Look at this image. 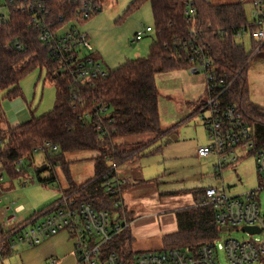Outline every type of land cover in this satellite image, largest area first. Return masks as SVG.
Segmentation results:
<instances>
[{
  "label": "trees",
  "instance_id": "1",
  "mask_svg": "<svg viewBox=\"0 0 264 264\" xmlns=\"http://www.w3.org/2000/svg\"><path fill=\"white\" fill-rule=\"evenodd\" d=\"M13 1L12 4L10 0H5L9 14L0 26V97L2 93L9 99L20 97V82L39 69L52 78L58 90L59 104L40 118L33 117L29 122L3 132L7 138L0 146V163L2 170L11 178L26 175L32 165L19 168L18 162L31 161L37 148L52 142L59 150L47 154V160L50 166L61 167L64 171L69 185L64 194L75 195L91 203L97 210L118 211L105 191L104 175H109L114 167L133 159L141 150L127 149V145H117L115 142L145 134L159 140L175 133V127L162 128L156 76L178 69H190L189 57L196 44L210 55L218 76H225L228 81L235 79L224 96V104L236 105L252 129L257 147H264V107L249 101L247 82L248 62L259 44L252 39V51L248 52L244 44L234 40L240 29H255L247 17L243 1L214 5L211 0H134L128 13L147 3L152 9L156 38L148 56L128 60L119 68L108 71L105 78L79 85L77 91L82 101L77 105L69 100L70 78L53 74L54 62L49 50L39 41L40 32L33 25V16L18 11L17 0ZM188 2L195 10V19L191 24L185 17ZM66 5L63 1L58 2L52 17L55 19ZM94 57L98 59L96 55ZM98 104L109 109L104 119L108 133L102 138L94 123H85L81 119L86 111ZM81 151L97 152L99 155L95 159V177L77 187L72 181L65 156ZM37 174L40 184L56 180L52 175L41 178L39 172ZM112 176L113 173L109 175L110 178ZM192 194L195 206L175 213L177 231L163 238L165 248L162 251L182 249L196 252L203 244L219 237L220 230L212 209L200 205L204 190L199 189ZM3 236L5 232L0 222V237ZM133 241L129 228L106 249L130 259L135 254ZM8 253L7 248L4 255Z\"/></svg>",
  "mask_w": 264,
  "mask_h": 264
},
{
  "label": "built area",
  "instance_id": "2",
  "mask_svg": "<svg viewBox=\"0 0 264 264\" xmlns=\"http://www.w3.org/2000/svg\"><path fill=\"white\" fill-rule=\"evenodd\" d=\"M62 1L67 5L54 19V8ZM10 3L14 1L10 0ZM17 7L21 13L33 16V25L40 32L39 41L49 50L54 62L53 74L70 78L69 100L73 105L81 103L77 91L79 85L108 75L103 63L94 57L89 34L80 29L101 12L100 3L96 0H17ZM185 17L189 24L194 22L195 10L191 2L187 3ZM252 17L255 29H240L234 40L238 43L248 36L259 44L258 51L264 45V0H255ZM6 19L5 15L0 16V26ZM151 32H154L153 27L143 26L133 43ZM189 61L192 74L204 75L205 94L208 96V102L201 105L197 115H201L210 144L198 149L199 157L217 158L218 177L223 170L235 167L247 156H253L260 177L257 189L240 196L231 195L230 187L222 181L219 186L204 190L200 205L212 209L220 233L222 228H231L232 231L222 232L228 233L245 227L256 228L259 233L244 231L250 239L239 241L229 238L221 244H216L217 238L203 244L196 252L182 249L140 251L125 259L117 251L106 249L131 225L122 198V188L126 183L115 179L114 167L110 172L113 173L111 178L110 174L104 175V187L118 211L97 210L75 195L63 194L29 220L9 224V228L4 230L5 236L0 237V261L7 248L13 251L21 245L37 247L64 233L74 242L79 264H221L220 253L228 264H264V199L261 198L264 192V147H257L252 129L236 105L224 104V96L235 79L228 81L225 76H218L210 55L197 44ZM108 114L109 109L98 104L86 111L81 119L85 123H94L102 138L108 133L104 126ZM58 150L52 142H46L35 150V154H54ZM22 165L23 161H19L18 166ZM2 182L3 175L0 174V185Z\"/></svg>",
  "mask_w": 264,
  "mask_h": 264
},
{
  "label": "rangeland",
  "instance_id": "3",
  "mask_svg": "<svg viewBox=\"0 0 264 264\" xmlns=\"http://www.w3.org/2000/svg\"><path fill=\"white\" fill-rule=\"evenodd\" d=\"M242 1L247 17L252 21L255 0H211L214 5L235 4ZM133 2L134 0H99L101 12L80 27L82 31L89 34L95 55L107 71L119 68L128 60L147 57L150 47L155 42V33L151 32L145 34L141 41L133 43L136 33L142 31L143 26L154 28L150 4H144L139 9L128 13V8ZM6 4L5 0H0V16L3 14L8 17L9 10ZM238 43L244 44L248 52L252 51L250 37L245 36ZM248 64V99L252 104L264 107V47L262 50L261 48L258 51L254 50ZM156 85L159 93L162 128L175 127L173 135L177 136V140L167 144L172 135L156 140L150 134L117 140L115 142L117 145L130 144V147H136L133 148L135 150L145 148L142 150L140 158L135 159V165L140 166V169H136L137 176L142 175L149 181H162V183L154 185L159 190L166 192H184L196 188L205 190L219 186L222 181L230 187V194L235 196L257 189L260 177L253 156L243 158L235 167L223 170L221 176L217 177V173H219L216 170L217 158L215 156L202 158L198 155L200 147L210 144L207 129L200 119L201 115H197L201 105L208 102V96L205 94L204 75L192 74L189 69H178L157 75ZM20 89L22 95L15 99L5 97V93L1 94L0 146L7 138L3 132L11 127L24 124L33 117L40 118L59 104L58 90L46 71L36 69L28 74L20 82ZM98 155L97 152L81 151L65 156L75 186L80 187L95 177V159ZM29 165L32 167L26 175L13 179L6 171L2 170L0 163V171L3 175L2 183L14 186L12 194L14 193L18 203L32 205L39 208L38 210H43L45 206L58 200L63 191L69 188L67 178L61 167L50 166L46 154H35L31 161L24 162L23 167ZM43 167L48 169L39 172V169ZM37 172L42 178L52 175L56 180L40 184ZM138 188L141 191L145 189L142 186ZM184 194L187 195L186 192ZM261 198L264 199V192L261 193ZM184 199L189 200L188 203L185 202L188 205L195 203L190 196ZM146 200L143 199L142 203L144 210L148 206ZM169 234L172 233L154 234L151 238L137 241L136 244L137 239H134L132 249L160 251L165 248L163 238ZM229 238L239 241L250 239L246 232L238 228L233 232H221L216 244H221ZM72 243L74 247V242L72 241ZM23 248V246L19 247L11 257L4 260V264H45L36 260H24L23 253L20 252ZM74 255L76 264H79L76 252ZM220 261L221 264H228L221 253ZM0 264L3 262L0 261ZM46 264H60V260L55 258L47 261Z\"/></svg>",
  "mask_w": 264,
  "mask_h": 264
},
{
  "label": "crops",
  "instance_id": "4",
  "mask_svg": "<svg viewBox=\"0 0 264 264\" xmlns=\"http://www.w3.org/2000/svg\"><path fill=\"white\" fill-rule=\"evenodd\" d=\"M122 145H127V147H125L127 149L136 148L130 147L131 145L126 143ZM141 152L133 159L116 167L115 174L116 180L125 181L126 183L122 188V198L124 208L127 211L129 219L131 220V235L134 239H137L135 244L137 241H140L143 238H151V236L154 234L159 235V233L162 232H176L178 225L175 213L179 210L195 206V203H189V205L186 204L189 200L184 198L190 196L194 200L192 193L193 191L199 190L196 188L195 190L184 192L161 191L158 187H155L154 184L158 185L159 183H162V181H149L146 180L142 175L140 177L137 176L138 174H136V169L140 166L138 164L135 165V159L140 158L142 155ZM139 186H142L145 189L141 191L138 188ZM0 188V222L3 230H7L10 223L15 224L16 222L29 220L36 213L42 211L38 210L39 208H35L32 205L18 203V199L15 198L14 193L12 194L14 190V186L12 184L6 185L1 183ZM64 192L65 191H63L62 195ZM185 192L187 195L184 194ZM143 199H147L146 202L148 206H146V210L142 209L144 208L142 206ZM149 199H151V201H149ZM184 203L185 205L180 206ZM48 206H45L44 209ZM22 246L23 245L18 246L13 251L9 250L8 255H3V264L5 259L11 257L16 252V250ZM23 247L24 248L21 249L20 252L23 253L22 258L26 261L36 260L40 263L42 262L46 264L47 261L54 260L56 258L60 260V264H64L65 262L68 264H76L72 240L64 233L46 241L40 246L29 247L30 249L25 248L27 246ZM134 251L140 252L136 250Z\"/></svg>",
  "mask_w": 264,
  "mask_h": 264
},
{
  "label": "water",
  "instance_id": "5",
  "mask_svg": "<svg viewBox=\"0 0 264 264\" xmlns=\"http://www.w3.org/2000/svg\"><path fill=\"white\" fill-rule=\"evenodd\" d=\"M174 140H177V136L176 135H172L170 137V139L168 140L167 144L171 143ZM46 169H47L46 167L40 168L39 169V172H42L43 170H46ZM242 230L243 231L250 232L252 234L253 233H259V231L256 228H247V227H245ZM227 231H232V229L231 228H222V232H227Z\"/></svg>",
  "mask_w": 264,
  "mask_h": 264
}]
</instances>
